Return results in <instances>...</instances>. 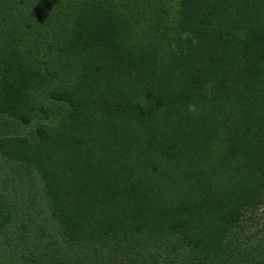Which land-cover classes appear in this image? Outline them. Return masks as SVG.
Masks as SVG:
<instances>
[{
  "label": "trees",
  "instance_id": "1",
  "mask_svg": "<svg viewBox=\"0 0 264 264\" xmlns=\"http://www.w3.org/2000/svg\"><path fill=\"white\" fill-rule=\"evenodd\" d=\"M0 155L20 264H264V0H0Z\"/></svg>",
  "mask_w": 264,
  "mask_h": 264
},
{
  "label": "rangeland",
  "instance_id": "2",
  "mask_svg": "<svg viewBox=\"0 0 264 264\" xmlns=\"http://www.w3.org/2000/svg\"><path fill=\"white\" fill-rule=\"evenodd\" d=\"M4 122V128L7 125L16 126L7 120ZM42 123L45 126L53 124V117L46 121L36 116L27 126L11 128L13 134L33 138L37 126ZM0 195L11 216V223L5 227L0 237V264H20L24 254L34 251V239L31 237L48 210L42 182L32 169L0 155ZM239 243L246 244L242 237L241 240L239 238Z\"/></svg>",
  "mask_w": 264,
  "mask_h": 264
},
{
  "label": "clouds",
  "instance_id": "3",
  "mask_svg": "<svg viewBox=\"0 0 264 264\" xmlns=\"http://www.w3.org/2000/svg\"><path fill=\"white\" fill-rule=\"evenodd\" d=\"M189 111H195V108L193 106H189Z\"/></svg>",
  "mask_w": 264,
  "mask_h": 264
}]
</instances>
